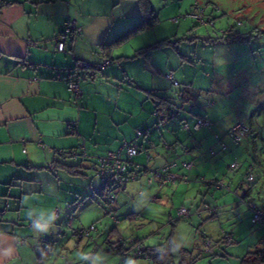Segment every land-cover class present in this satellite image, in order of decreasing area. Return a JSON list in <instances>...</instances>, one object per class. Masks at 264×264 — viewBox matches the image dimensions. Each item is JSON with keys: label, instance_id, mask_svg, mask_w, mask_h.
Returning <instances> with one entry per match:
<instances>
[{"label": "crops", "instance_id": "1", "mask_svg": "<svg viewBox=\"0 0 264 264\" xmlns=\"http://www.w3.org/2000/svg\"><path fill=\"white\" fill-rule=\"evenodd\" d=\"M6 1L0 9V264L30 262L29 258L34 256L35 246L39 243L38 236L45 234L50 227L56 232L60 227L56 221L62 209L68 210L72 205H78L89 197L91 188L98 185L96 173L89 186L83 182L88 173L82 169L87 168L89 159L71 158L81 152V143L90 158L117 150L125 156L126 144L138 145L139 151L135 155L138 158L132 157L131 167L136 166L137 171H143L127 185L133 183L136 187L138 177L146 174L145 185L149 187L148 199L151 200L157 198L151 196V185L158 182L155 179L148 182L150 168L159 169L174 159L193 161L190 169L180 165L173 168L179 177L169 184L174 186V193L181 190L182 194H187L193 190V185H197L195 182H201L203 178H221L209 175L210 169L206 166L203 167L207 172L205 177H197L198 173L193 176L195 158L197 160L206 153L198 149L191 131L178 133L168 127L171 116L163 119V115L156 114L154 109L155 128L162 127L166 131L159 134L154 130L147 114L142 120L145 134H134L125 114L127 111L116 106L109 107L108 96L104 97L99 91L119 72V66L115 64L142 58L138 56L140 52L143 54L147 51L148 54H143L146 58H142L140 71L131 73L121 68V72L131 81L145 74L151 75L153 83L147 92L156 102L155 94L166 86L162 81L168 78L167 73L163 79L158 76L150 56L154 49L173 44L169 40L167 44L153 45L178 32L172 18L170 32L173 33L168 37L155 35L152 36L155 41H150L149 31L156 29L159 23L156 16L152 26L141 30L131 29L125 38L115 41L120 34L141 21L142 10L138 0ZM67 18L75 20L81 33L67 35L66 50L61 52L57 49V42ZM82 62L87 66L81 65ZM208 76L209 73H206L200 81H209ZM98 77H101L100 82ZM70 79L76 80L81 90L77 100L68 90ZM92 87L98 89L93 90ZM189 91L193 95V91ZM178 112L172 116L175 117ZM197 116L199 114L191 113L190 120H182L193 123ZM171 125L175 126L173 123ZM208 131L213 135L215 144L218 143L217 139L222 140L215 137L212 129ZM178 134L183 138H173ZM186 137H190V142ZM183 175L187 177L186 180L181 179ZM235 180L236 176L229 179L231 183ZM235 189L238 190L236 185ZM192 208L193 205L187 208L190 215L202 216L200 209L192 211ZM179 219L176 217L171 221L175 223ZM121 233L115 227L106 234V243H111L114 240L112 237L117 239ZM85 239L88 242L91 238H77L73 243L74 248L79 250ZM49 240L47 247L50 246ZM146 247L169 253L158 246ZM51 252L46 250L45 254L49 257Z\"/></svg>", "mask_w": 264, "mask_h": 264}, {"label": "rangeland", "instance_id": "2", "mask_svg": "<svg viewBox=\"0 0 264 264\" xmlns=\"http://www.w3.org/2000/svg\"><path fill=\"white\" fill-rule=\"evenodd\" d=\"M151 6L159 23L156 29L149 31L150 41H155L152 37L155 35L168 37L172 34L171 18H179L174 24L178 32L168 37L173 44L150 52L158 76L163 79L166 73H172L174 80L179 82L174 85L172 80L164 79L162 82L166 86L157 92L168 97L173 109L179 111L167 121L170 123L168 127L183 133L186 130L182 123L186 120L182 118L190 120L191 113L208 118L211 129L222 138L227 149L223 151L220 144H215L208 129L193 131V123L188 120L198 149L206 153L197 160L195 158L193 176L198 173L197 177H205L207 172L203 167L206 166L210 169L209 175L225 178L230 191L199 181L195 182L197 185H193V190L182 194L181 190L174 193L173 185L160 187L154 183L151 196L157 198L151 200L148 199L149 187L145 185L146 174L138 177L136 187L130 183L126 189H119L111 203L106 196L91 197L89 191V197L78 205L62 209L56 221L60 226L56 232L50 227L45 234L38 236V251L34 249V256L28 257L30 262L26 264H117L120 255L106 249L120 236L126 239L137 237L144 240L145 246L168 250L174 264H240L248 251L264 247V226L252 222L250 211L240 200V196L248 192V198L258 204L264 202V0H151ZM198 11L203 12L205 23L195 16ZM146 52L143 54H148ZM143 54L140 52L138 56L144 59ZM142 58L115 64L119 66V72L99 89L104 97L108 96L109 107L127 111L125 114L134 134L137 131L145 134L142 120L147 114L152 128L156 129L153 114L158 99L153 102L147 92L153 83L152 76L145 74L131 81L121 72V68L131 73L140 71ZM206 73H209V81L201 82ZM100 79L98 77L99 82ZM188 83L191 84L189 90L193 91L190 98L193 107L189 110V102H182L178 97V91ZM239 118L252 133L234 144L227 132ZM156 130L161 134L165 129ZM175 137L183 138L181 134L173 135ZM187 139L190 142V137ZM81 148V152L71 158L89 159L87 168L82 169L88 173L83 182L89 186L95 173L92 162L101 155L90 158L83 143ZM209 148L216 152L213 158L208 157L211 156ZM233 161L239 164V168L228 167ZM249 167L256 177L254 183H248L245 178ZM234 176L236 180L231 183L229 179ZM181 205L186 208L193 205L192 211L200 209L202 216L191 213L190 217L172 223L171 219L177 217ZM111 215L117 217L118 224L110 218ZM91 224H95L98 232L94 231L89 237L91 241L85 239L81 242L82 247L76 250L73 243L77 237L72 234L71 226L88 227ZM115 227L121 230V235L106 243V234ZM49 235L50 246L47 247L49 242H40L39 239ZM203 239L210 241L208 250L199 247ZM46 250L52 251L49 257ZM140 263L153 264L144 259ZM124 264H131V261L127 259Z\"/></svg>", "mask_w": 264, "mask_h": 264}, {"label": "built area", "instance_id": "3", "mask_svg": "<svg viewBox=\"0 0 264 264\" xmlns=\"http://www.w3.org/2000/svg\"><path fill=\"white\" fill-rule=\"evenodd\" d=\"M4 5V0H0V9ZM200 21L205 23L206 20L202 19L203 12L198 11L195 15ZM210 20L209 18L207 19ZM172 21L177 22L179 21L178 17H173ZM80 28L77 26L75 20L71 18H67L64 22L63 29L60 33L58 42H57V49L61 52L66 50L65 42L67 35L69 34H80ZM81 65L87 66V63L82 62ZM168 79L173 81L174 85H179L178 81L174 80V77L171 73L166 75ZM68 90L74 97V100H77L81 96V90L79 88L78 83L74 79H70L68 81ZM191 108V104L188 106ZM177 112V111H176ZM176 112L174 114H176ZM182 126L185 130L191 131V128L188 122L184 121ZM208 128L211 129L210 121L203 117L198 116L194 120L192 124L193 131H198L201 128ZM73 132V129H72ZM252 131L246 126L243 120L238 119L234 123V125L229 129L228 134L231 136L232 142L237 144L240 142L241 139L246 137L247 135L251 134ZM140 131H137V135H142ZM217 138V135H215ZM218 143L220 144L221 149L225 150L227 145L220 139H217ZM125 156H122L120 150L117 151H108L105 155L97 157L95 163L92 165L96 175L99 178V183L95 187L91 188L90 196L97 197V196H106L107 201L109 203L115 200L116 193L119 189H124L125 186L129 181H132L136 178V166L131 167V159L135 156L138 151L139 147L136 144H126L125 146ZM187 151V150H186ZM209 155L213 156L216 154L213 148H209L208 150ZM75 155L74 152H72ZM149 158V156H147ZM177 165L182 166L183 168L190 169L193 166V161L191 160H180L177 159L171 160L161 166L159 169L150 168L151 175L148 179V182H152L155 179L160 186L169 185L174 183L179 177L176 173H174L173 168ZM231 169L239 168V164L237 162H232L228 166ZM246 180L248 183H254L256 180L255 175L253 174L251 169H248L246 172ZM181 179L186 180L187 177L183 175ZM202 183L206 185H213L216 188L225 189L230 191V184L226 183L225 178H211V179H202ZM240 200L245 202L247 209L251 213V220L255 224H260L264 226V202L258 204L254 200L240 196ZM190 213L189 210L185 206H180L177 209V218H187L189 217ZM110 218L114 221L115 224L118 223V219L115 215H111ZM72 234L77 238H85L90 237L91 234L96 231L95 224H91L88 227H72L71 226ZM50 239V235L47 236L45 239H40V241H48ZM200 248L203 250H208L210 247V241L207 239H203L200 242ZM144 242L137 237H130L124 238L119 237L117 241L111 244L109 250L120 255V260L117 264H124V262L129 259L131 264H142L140 260H150L149 253L144 250ZM36 250L38 251V246H36ZM165 264H174L171 257L167 259Z\"/></svg>", "mask_w": 264, "mask_h": 264}, {"label": "trees", "instance_id": "4", "mask_svg": "<svg viewBox=\"0 0 264 264\" xmlns=\"http://www.w3.org/2000/svg\"><path fill=\"white\" fill-rule=\"evenodd\" d=\"M138 2L140 4V8L142 10L141 21L139 23L135 24L132 28H130V29L124 31L122 34H120V36L115 41H118V40L125 38L127 36V33H128L127 31H129L131 29L132 30H135V29L141 30V29H144L146 27H150L155 23L156 16L153 13L151 1L150 0H138ZM5 3H7L6 0H4V4ZM167 43H169L168 38L161 40V41H158L153 45L157 46L160 44H167ZM188 86H189V84H183L182 88L178 91V93H179L178 97L180 99H182V102L187 101V102H189V104H191L190 98L193 97V95L190 94ZM155 95L158 99V102H156L155 113L160 114V116L163 115L162 116L163 119H165L166 117L168 118V117L172 116L175 113V110L173 109V103L168 99V97H166L164 95H158V94H155ZM191 106L193 107V104H191ZM175 107L178 108V106H175ZM191 108L188 107V110ZM199 116H202V115H199ZM141 171H143V169H140L139 171L136 170L135 171L136 176H137V174L139 175V172H141ZM242 196L247 197L248 193L246 192ZM144 250L149 253L150 260L153 264H165L167 259L170 257V254L167 251L162 252L157 248H155V249L151 248L149 250L145 246ZM240 264H264V247H259V248L257 247L254 250L248 251L245 254V256L241 259Z\"/></svg>", "mask_w": 264, "mask_h": 264}, {"label": "bare ground", "instance_id": "5", "mask_svg": "<svg viewBox=\"0 0 264 264\" xmlns=\"http://www.w3.org/2000/svg\"><path fill=\"white\" fill-rule=\"evenodd\" d=\"M250 129V128H249ZM251 130V129H250Z\"/></svg>", "mask_w": 264, "mask_h": 264}]
</instances>
